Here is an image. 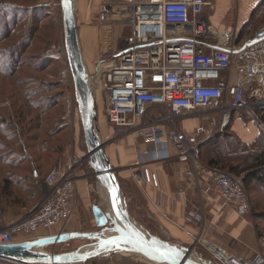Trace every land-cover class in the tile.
I'll list each match as a JSON object with an SVG mask.
<instances>
[{
	"label": "built area",
	"instance_id": "2783aa9c",
	"mask_svg": "<svg viewBox=\"0 0 264 264\" xmlns=\"http://www.w3.org/2000/svg\"><path fill=\"white\" fill-rule=\"evenodd\" d=\"M212 0H116L104 3L99 24L104 28L130 26L117 50L107 51L89 76L93 94L103 100L105 117L115 128H126L142 137L147 150L138 148L141 163L170 157L168 147L177 150L175 173L200 194L220 196L218 213L225 216L235 209L241 216L252 212L242 178L201 159V146L207 131L187 133L180 119L200 110L207 117L221 105V126L231 120L232 109L250 101L264 104V30L239 43L229 29L215 30L203 16ZM109 49V48H107ZM233 73L236 80L232 79ZM212 121V120H211ZM207 176L209 183L201 187ZM144 181L158 186L157 174L142 169ZM47 193L26 217L0 229V244L41 238L42 230L71 221L77 207V189L72 174L52 168L45 177ZM187 194L180 188L174 195L161 194L159 205L168 211ZM189 220L199 223L197 233L188 232L195 258L211 256L210 264H264V252L253 257L232 253L208 237L213 220L206 224L203 210L192 209ZM70 244V242H66ZM182 241L177 242L178 246ZM183 248V247H181ZM66 252V251H65ZM26 263L24 261H9ZM116 264V263H110Z\"/></svg>",
	"mask_w": 264,
	"mask_h": 264
},
{
	"label": "crops",
	"instance_id": "0c3cea01",
	"mask_svg": "<svg viewBox=\"0 0 264 264\" xmlns=\"http://www.w3.org/2000/svg\"><path fill=\"white\" fill-rule=\"evenodd\" d=\"M125 1V0H121ZM261 0H212L211 5L205 8L203 16L207 18L215 30L229 29L233 32H237L242 26L249 20L253 10L258 6ZM88 29L87 25H83ZM102 27V26H101ZM104 28V27H103ZM102 29V28H101ZM106 29V28H105ZM113 29V28H112ZM79 39L82 48L85 64L88 70L94 71L101 59V52L97 50V33L92 36L88 30L79 28ZM250 39V38H249ZM119 37L114 41L113 50H117L120 46ZM248 40V39H246ZM245 40V42H246ZM99 56V57H98ZM236 74L233 73L232 79L236 80ZM95 96V94H94ZM95 100L99 102V99L95 96ZM214 110L210 114H205V111L195 112L194 114L203 115L204 123L198 124L193 130H185L182 126V122L190 117L192 114H188L179 121V125L187 133L191 134L200 129L208 130L209 127L215 126L217 120L216 116H213ZM215 115V114H214ZM220 117V115H217ZM215 117V121L211 122ZM239 122V128H236L234 122L232 123L235 132L240 135L241 140L251 143L259 135V128L253 121H244L239 115L237 116ZM106 123L109 125L107 119ZM222 117H220V123ZM242 124V126H241ZM82 127V122H81ZM108 137L104 138V142H108L106 146V154L109 157L113 167L118 168V180L121 187V194L125 204V208L133 218L138 216L142 219L137 220L144 227L149 228L147 218L151 217L155 219L162 234L158 230V234L167 237V240L177 245V242L182 241V245L179 247L190 248L192 239L188 232L197 233L199 230V223L189 220L187 218L188 212L192 209L203 210L206 224L209 225L211 219L213 220V230L208 235L210 239L216 243L226 247L232 253L244 256L253 257L257 252L264 251V240L259 236L257 231V224L252 216H241L235 209H231L225 216H220L218 213L220 202V196L213 192L211 196L206 195L204 192H199L197 186L187 184L183 176L174 172L176 169L177 150L172 145L168 147L170 157L160 161H148L141 163L137 156L138 148L147 150V146L144 144L143 139L136 132L130 133L129 137L122 139L121 145L115 146V139L111 133L116 132V128L112 126H105ZM220 129V127L215 128ZM214 131V132H215ZM78 139V128L73 130V136ZM104 135V134H103ZM80 141V139H79ZM86 142V141H85ZM110 146L113 148L110 150ZM72 147V148H71ZM87 148V146H86ZM85 155L80 161L75 162V157L80 153L79 142H73L67 145L63 153L57 156L58 164L49 168V170L42 174L40 180L44 183L45 175L52 169L56 168L63 175L68 173L72 174L75 179V185L77 189V207L75 213L69 222L64 226V229L60 231L58 227L42 230L37 235L42 237H55L60 235L71 234L74 232H91L98 230L99 227L96 223L94 214V208L97 207L104 213L112 212L111 201L107 194V190L101 184L96 176L91 175L92 172H88L83 169V158L87 154V149L84 150ZM149 167V169L157 174L158 186L153 183L144 181L142 176V169ZM209 183L206 175L201 180L202 188L205 184ZM186 187L187 194L183 196L173 207L171 211L163 205H159L161 194L174 195L180 188ZM24 194H23V193ZM22 196L27 198L25 204L14 203V201L7 204L0 203V229L6 227L8 224L20 220L26 217L34 209L36 204H39L46 196V189L39 188L36 195L30 194V188L24 187L22 189ZM7 202V201H6ZM149 232L150 230L147 229ZM145 230H143L144 232ZM155 233V231H154ZM112 233H106L105 235H111ZM156 234V233H155ZM29 238H24L21 235L17 237V242H23ZM71 246H85L84 251L91 250L93 247L87 246L93 243L92 240L87 238H75L71 240ZM112 252H107L98 257L90 258L84 262H78L74 264H110L116 263L113 259ZM121 252V251H118ZM127 255L133 260L141 259L142 256L121 252ZM112 256V257H111ZM143 258V257H142ZM118 264V263H116Z\"/></svg>",
	"mask_w": 264,
	"mask_h": 264
},
{
	"label": "trees",
	"instance_id": "16d2710c",
	"mask_svg": "<svg viewBox=\"0 0 264 264\" xmlns=\"http://www.w3.org/2000/svg\"><path fill=\"white\" fill-rule=\"evenodd\" d=\"M9 3L7 0H0V11H3L6 4ZM15 3L14 7H22L23 5L22 3V5H18L20 2L15 1ZM44 7L41 4L36 5L33 8L34 10L22 7L24 9L20 11L31 12L34 15L26 16L25 18L22 15L20 17L21 24L19 19L16 22L14 17L13 20L15 21H3L8 29L14 28L11 32L17 30L16 36L17 33L19 35V40L10 45L11 47L7 53V57H9L7 62H14L18 67L17 71L23 67L25 62L24 55L32 49L31 47L34 46L32 43H35L36 39H41L45 42H58L56 26L52 22H44L42 18L44 16V18L53 20V17L48 13L41 14V10ZM9 8H12L10 4ZM47 23L51 25L50 29H48ZM14 24L16 25L15 27ZM257 30H264V0L260 1L253 10L249 20L235 34L236 39L239 43H243L246 39L251 38ZM26 40H29L28 47L23 46L22 53L20 55L18 53L15 54L16 49L24 45ZM0 51H4V48H0ZM32 55L30 56L31 58L38 56V54ZM13 56H15V59H13ZM47 59L48 56L44 57L40 66L35 69L50 70L55 80H47L45 75H36L34 78L29 77L27 80L23 78L19 84L21 87L22 85L26 86L24 90H21L22 94L24 92V96L19 95V84L13 87L14 92L18 93L17 97L12 96L11 98L13 100L12 105L16 108V113L12 111L10 115L8 114V124L5 121L4 114L0 112V166L7 168L6 174H3L0 178V199L9 200V202L14 201V203L25 204L27 198L25 197L24 201L21 193L24 187L30 188L31 195H36L39 188L43 187L47 192L46 175L43 180L44 183L41 182L40 177L49 168L58 164L57 156L63 153L66 148L62 142L65 140L64 137L68 131V123L65 122L67 115L65 112H60L58 108L63 95L60 92V97L56 101L55 92H53L54 89L57 90L59 87H64L65 73L60 64H49L46 68L43 62ZM51 65L53 69H51ZM2 67L4 66L0 63V73L9 72L8 70H2ZM12 72H15V70ZM37 78H39V82L35 83L34 79L36 80ZM54 85L55 87L53 88ZM96 103L97 100L95 101ZM9 105L2 102L0 103V108L5 109L6 106L9 108ZM231 112L232 118L234 114H237L244 121H253L259 128V135L251 143L241 140L230 120L224 128L216 129L214 134L211 135L212 137L202 144L201 158L210 167L220 168L241 177L245 188L249 192L259 191L264 193V104L250 101L246 107L232 109ZM63 122L64 124L59 129H62L61 132H57L55 127ZM215 126L216 128L218 127L217 122ZM61 134L62 136H60ZM81 136L84 137V131L81 132ZM54 142L56 144L59 143L61 147L54 144ZM82 149H87L86 142ZM7 154H11L12 158L9 160L2 159ZM258 212L256 211L255 213L257 214ZM262 215L264 216V210ZM121 254L124 255V253L118 251L112 253L115 262H117V258ZM8 262L0 259V264H8ZM121 263L151 264L144 258L133 260L126 255L122 257Z\"/></svg>",
	"mask_w": 264,
	"mask_h": 264
},
{
	"label": "rangeland",
	"instance_id": "374dc122",
	"mask_svg": "<svg viewBox=\"0 0 264 264\" xmlns=\"http://www.w3.org/2000/svg\"><path fill=\"white\" fill-rule=\"evenodd\" d=\"M7 1L10 2L9 4L12 8H9V4H6V7L4 8V10L0 11V48L1 49L4 48V51H0V63L2 64V66H4V67H2V70H8L9 72H6V73L3 72V74L0 73V103L3 102L4 104H7V105L13 104V100L11 99L12 96H15V97L18 96V93L14 92L13 87H15L16 84L21 83L23 78H24V80H27L29 77L34 78V76H36V75L37 76H44L45 75L47 80H51V81L55 80L53 78L54 75H51L50 70H47V69L45 70L42 68H38V70L35 69L38 66H40V64L42 63V59L44 57L48 56V59L43 62V64L46 65V66L44 65L46 68L49 64H60L64 73H65V81H64L65 85L63 88L59 87L57 90L54 89L53 92H55L54 94H55V100L56 101L60 97V92H62L61 94L63 95V98L61 99L60 107H58V108L60 109V112H62V113L65 112L67 115V117L65 118V122L68 123L67 124L68 131H67L66 136L64 137L65 140L62 143L64 144V146H67V145L71 146L72 141L74 143L79 142L80 153H78L76 155L75 162L80 161L82 159V157L85 155V153H84L85 151L82 149V146L85 143V137L81 136V132H83V130L81 127L80 110H79V106H78L76 90H75L74 84H73V77H72V74L70 72L68 57H67V53L65 50V42H64L65 30H64V23H63L62 1L61 0H7ZM15 1L20 2V4H18V5L23 4L22 7H27L31 10H34L33 8L36 5H39V4L44 5L45 7L43 8V10H41V14L43 15V14L48 13L49 15H51L53 17V20L52 19L50 20V18H44V16L42 18L44 19V22L54 23V25L57 28V40H58V42L56 41L54 43V42H45L44 40L42 41L41 39H38V40L36 39L35 43H32V45H34L31 47L32 49L29 51V53H26V55H24V58H25L24 65L22 68H19L18 71H17L18 67L16 66V64L14 62L13 63L7 62L8 58H9V57H7V53H8V49L11 47L10 45L13 43H16L19 40V35L17 33V36H16L17 30L11 32L14 28L11 27L8 29L6 23H4L3 21L5 20L6 22H10L11 20H13V17H14L16 22L19 19V22L21 24V21H20L21 18L20 17L22 15H24L23 18H25L26 16L34 15V13L26 12V11H20L24 8L18 7V6L14 7L15 6L14 4H16ZM73 1H74V9H75V16H76V20H77L78 30L81 26L83 28V30H86V31L88 30V32L90 33L91 36L94 33L95 34L97 33V38L95 35V39L97 41V44H96L97 47L96 48H97L98 52H101V56H100L101 58L105 55V52H107V51L112 52V50H113L112 48L114 47V41L118 37H119V39H121L119 42V43H121L124 36L128 35V33L131 31L130 26L116 25V26L112 27L113 29L112 28H106L105 29V28L101 27V25L99 24L100 12H101V8H102L103 4L109 3V1L114 2L116 0H73ZM25 5H27V6H25ZM15 20H13V21H15ZM47 25H48V29H50L51 25L48 23H47ZM83 25H87L88 29L83 27ZM15 26L16 25L14 24V27ZM237 33H238V31L237 32L232 31V34L234 37H236L235 34H237ZM28 44H29V40H26L24 45H22L16 49L15 54L18 53L20 55L22 53L24 47H28ZM107 48H109V49H107ZM59 49H60V53H59ZM32 54H38V56L35 58H31L30 56H33ZM15 56H13V59H15ZM53 58H58V59H53ZM12 66H14V67H12ZM51 69H53L52 65H51ZM14 70H15V72H12ZM87 70H88V67H87ZM88 73L90 76V74H93L94 71L88 70ZM34 82L35 83L39 82V78H37L36 80L34 79ZM20 87L21 86L19 84V95L24 96V92L22 94L21 90H24V88H26V86L22 85V87L21 88ZM42 87H44V86H42ZM54 87H55V85L53 86V88ZM262 101H264V98H262ZM11 105H9L10 111H9L8 106H6L5 109L0 108V112L2 114H4L3 116L5 117V121L7 124H8L7 118H9L10 112L13 111L14 113H16L15 106L12 105V108H11ZM220 107H221V105L217 106L214 109L213 116H216L218 127H220V129H222L225 126L222 127L221 123H220V117H222L221 114L219 113V112H221L219 110ZM56 110H57V112H59L58 109H56ZM200 111L202 112V110H200ZM96 112H97V118H98V126L100 128V136H101V139L103 140V137L107 138L108 133H109V132H107L106 129H104V127L109 126V125L106 123V120H105L106 119V117H105V104H104L102 99L96 103ZM231 114H232V112H231ZM217 115H220V117ZM237 116H238L237 114H234L233 118H232V115H231V118H232L231 122L232 123L234 122L235 127L239 128V122H238L239 119H237ZM188 117H190V118H188L187 120L185 119L182 122L183 128L185 130H187L188 132H189V130H193L198 124L205 122L203 115L192 114ZM213 118L214 119L211 122L215 121V117H213ZM62 124H64V122L61 123L59 126L55 127V130L57 132H61L62 129L61 130H59V129L62 126ZM216 126H211L208 128V130H207L208 139H210L212 137L211 135L214 134V131H215L214 128H216ZM241 126H242V124H241ZM76 127L78 128V139L75 138V135L73 136V130ZM239 134L241 135V133H239ZM111 135L115 139L114 140L115 146L117 145V147H118V145H121L122 139L126 140L129 137L130 132H128V130L126 128H116V132L111 133ZM60 136H62V134ZM79 139H80V141H79ZM50 140L52 141V139H50ZM54 144H56V142H54ZM56 145L60 146L59 143H57ZM109 148L111 150L113 148V146H110ZM10 158H12L11 154H7V155H4L2 159L9 160ZM18 160H20V159H18ZM11 161H12V159H11ZM90 167H91V165L89 163V160L84 161L83 169H85L88 172H92ZM6 170H7L6 167L0 166V178L3 176V174L4 175L6 174L5 173ZM117 176H118V174H117ZM246 191H247V194L249 196V200H250V204H251V208H252V212L249 216H252V219L255 220V222L257 224L256 226H257L258 234L264 240V216L262 215L263 210H264V193L259 192V191H255V190H254L255 192H249L247 189H246ZM21 192H22V190H21ZM0 200H1L0 203H3V204L9 203V200L7 201V200H4L2 198ZM37 205L38 204H36L34 206V208ZM30 211H32V210H30ZM256 211H259V212L256 214L255 213ZM139 219H142V218H140L139 216L137 218H133V220L137 224H139L143 230H145L147 233L151 234L152 236H154L157 239L167 240V237H164L161 235L163 232H162V230L159 229L157 223L155 222V219H153L151 217L147 218L146 224L149 227L147 229H149L150 232L146 229V227H144L143 225H141L137 221ZM158 230L160 231L161 234H158ZM154 231L156 234L154 233ZM21 236L24 238L29 237L28 235H25V234H22ZM82 247H85V246L76 247V246H71V243L70 244L58 243V244H51V245H43V246H40L39 249L41 252L59 253V252H65V251H70V250H77V249H80ZM123 256H125V255L121 254L117 258L118 264H122L121 262H122ZM204 258H205V260H212L211 256L209 254H206V253L204 255ZM8 264H44V263H36V262L13 263V262H8ZM151 264H156V263H151Z\"/></svg>",
	"mask_w": 264,
	"mask_h": 264
},
{
	"label": "water",
	"instance_id": "95a60500",
	"mask_svg": "<svg viewBox=\"0 0 264 264\" xmlns=\"http://www.w3.org/2000/svg\"><path fill=\"white\" fill-rule=\"evenodd\" d=\"M61 1L65 30V50L76 90L87 146V154L83 160H89L93 168L91 175L96 176L107 190L112 212L104 213L97 207L94 208L96 223L99 227L98 230L91 232L77 231L55 237H43L23 242L0 244V259L7 261L19 260L28 263L74 264L87 261L90 258L98 257L107 252L121 251L142 256L148 262L156 264H210L208 260L193 257L188 248H181L168 240L157 239L149 233H143L141 226L133 220L125 208L117 177L118 168L112 166L106 154L108 142H104L100 136L95 96L89 84V73L80 45L74 1L71 0L70 4H66L65 0ZM114 192L118 197L115 201L113 197ZM108 232L112 234L106 236L105 234ZM139 237H143V241L145 242L144 247L139 245ZM75 238L92 240L93 243L87 246L93 248L84 251L85 247H82L77 250L59 253L41 252L35 249L43 245L69 242ZM153 240L160 241V244L156 246L159 247V253L153 249Z\"/></svg>",
	"mask_w": 264,
	"mask_h": 264
},
{
	"label": "snow or ice",
	"instance_id": "6c2138e0",
	"mask_svg": "<svg viewBox=\"0 0 264 264\" xmlns=\"http://www.w3.org/2000/svg\"><path fill=\"white\" fill-rule=\"evenodd\" d=\"M70 2H71V0H65V3H66V4H70ZM113 197H114V201H115L116 199H118V197H117V195H116L115 192L113 193ZM137 235H139V234H137ZM129 239H131V238H129ZM113 243L116 244L115 241H113ZM138 243H139V245H140L141 247H144L145 242L143 241V237H139ZM159 244H160V241H156V240H153V241H152L153 249H154L156 252H158V253H159V247H156V246L159 245ZM117 246H119V245L117 244Z\"/></svg>",
	"mask_w": 264,
	"mask_h": 264
},
{
	"label": "bare ground",
	"instance_id": "6f19581e",
	"mask_svg": "<svg viewBox=\"0 0 264 264\" xmlns=\"http://www.w3.org/2000/svg\"><path fill=\"white\" fill-rule=\"evenodd\" d=\"M108 194V193H107ZM109 196V195H108ZM143 233H145V234H147V232L146 231H144ZM41 238H43V237H41ZM39 239V238H38ZM40 247V246H39ZM39 247H36L35 249L37 250H39L40 251V249H39ZM150 263V262H149Z\"/></svg>",
	"mask_w": 264,
	"mask_h": 264
},
{
	"label": "flooded vegetation",
	"instance_id": "af4514ba",
	"mask_svg": "<svg viewBox=\"0 0 264 264\" xmlns=\"http://www.w3.org/2000/svg\"><path fill=\"white\" fill-rule=\"evenodd\" d=\"M110 125V124H109ZM111 126V125H110Z\"/></svg>",
	"mask_w": 264,
	"mask_h": 264
}]
</instances>
